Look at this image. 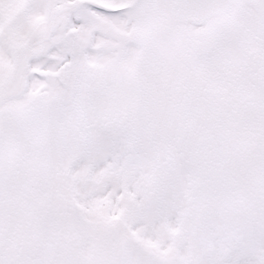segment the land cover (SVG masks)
<instances>
[{"label": "snow or ice", "instance_id": "snow-or-ice-1", "mask_svg": "<svg viewBox=\"0 0 264 264\" xmlns=\"http://www.w3.org/2000/svg\"><path fill=\"white\" fill-rule=\"evenodd\" d=\"M0 264H264V0H0Z\"/></svg>", "mask_w": 264, "mask_h": 264}]
</instances>
